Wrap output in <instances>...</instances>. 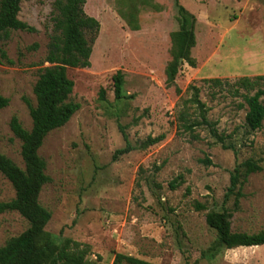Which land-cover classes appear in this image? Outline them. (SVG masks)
Masks as SVG:
<instances>
[{
	"label": "rangeland",
	"instance_id": "obj_1",
	"mask_svg": "<svg viewBox=\"0 0 264 264\" xmlns=\"http://www.w3.org/2000/svg\"><path fill=\"white\" fill-rule=\"evenodd\" d=\"M54 1L22 2L19 18L35 31H13L4 42L13 63L0 59V94L10 100L0 110V153L22 169V144L10 122L16 116L32 128L26 99L36 104L34 86L49 66ZM179 4L197 19V67L182 61L169 87L166 67L171 34L179 30ZM84 10L100 22V31L91 66L68 70L75 84L70 101L81 109L39 151L50 177L40 194L52 213L46 231L59 242L89 245L87 264H113L117 253L154 264H264V245L227 249L205 221L209 212L226 211L233 232L264 231V122L256 132L247 129V105L233 86L243 77L264 76V0H86ZM118 71L121 99L113 80ZM211 79L229 83L216 87ZM190 85L200 88L208 120L235 149H224L206 127L196 130L199 140L180 128L185 108L196 118ZM124 133L136 149L114 159L126 145ZM162 134L163 141L140 148L149 136ZM248 160L262 170L248 177L236 206L234 196H225L235 168ZM179 176L184 183L172 189ZM14 198L0 172V202ZM196 202L207 210L197 211ZM28 226L18 212L0 214V248Z\"/></svg>",
	"mask_w": 264,
	"mask_h": 264
},
{
	"label": "trees",
	"instance_id": "obj_2",
	"mask_svg": "<svg viewBox=\"0 0 264 264\" xmlns=\"http://www.w3.org/2000/svg\"><path fill=\"white\" fill-rule=\"evenodd\" d=\"M24 0H0V59L7 63L9 59L4 48V42L9 40L13 31L34 32L35 28L20 20L21 4ZM86 0H55L51 21L53 23L48 52L45 63L49 66L40 70L39 78L34 86L36 104L29 99L26 104L32 120V128L27 130L18 117L14 116L10 128L14 136L21 141V156L25 168H20L12 159L0 153V172L12 184L15 198L0 202V214L18 212L27 222L28 228L19 236L11 238L0 248V264H87V257L91 253L89 245L66 238L59 242L52 234L46 231L52 219V213L40 203V194L43 187L50 182L46 174L47 163L40 156L47 136L65 126L71 118L81 109L79 103L70 101L75 84L68 76V70L88 68L91 66L93 46L100 31V22L85 13ZM179 30L171 34L172 60L166 67L167 85H174L180 71L181 60L192 68L197 62L192 56L196 47V17L181 4L178 5ZM134 30H137L136 27ZM90 35V38L88 36ZM122 72L118 71L113 77L115 98L121 99ZM264 76L255 78L243 77L233 85L235 95H241L247 105L245 125L250 132L258 131L264 122V104L261 98L264 90L260 85ZM207 82L216 87H222L228 81L211 79ZM192 98L189 103L194 105L196 118L188 108L179 113L178 122L184 133L194 140L200 136L196 130L206 127L211 136L221 143L224 149H235L231 144L226 145L228 136L221 134L217 124L207 118L209 108L200 99V88L190 85ZM243 90L244 93L240 94ZM256 91L255 93H253ZM253 93V94H252ZM105 97V92L100 94ZM10 100L0 94V110L8 107ZM165 135L149 136L141 143V149L158 144ZM125 147L117 150L114 159L126 155L136 149L124 133ZM211 164L210 160L204 161ZM242 170L244 172H242ZM262 167L258 162L248 160L235 168L230 178V187L225 199L235 197L236 206L243 197L242 189L248 177L260 172ZM241 175H244L241 180ZM184 183L182 176L171 182L170 187L176 189ZM197 211H205L207 207L199 202L195 203ZM232 215L226 211L209 212L205 216L207 225L214 229L219 237L220 244L227 249L240 247L259 248L264 245V231L255 234L233 232ZM154 264L146 260L117 253L113 264Z\"/></svg>",
	"mask_w": 264,
	"mask_h": 264
},
{
	"label": "water",
	"instance_id": "obj_3",
	"mask_svg": "<svg viewBox=\"0 0 264 264\" xmlns=\"http://www.w3.org/2000/svg\"><path fill=\"white\" fill-rule=\"evenodd\" d=\"M181 63H182V60H181Z\"/></svg>",
	"mask_w": 264,
	"mask_h": 264
}]
</instances>
